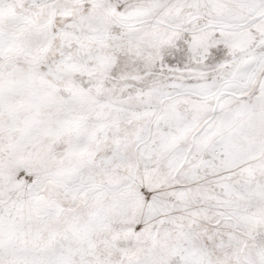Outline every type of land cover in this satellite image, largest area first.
<instances>
[{
    "label": "snow or ice",
    "instance_id": "6c2138e0",
    "mask_svg": "<svg viewBox=\"0 0 264 264\" xmlns=\"http://www.w3.org/2000/svg\"><path fill=\"white\" fill-rule=\"evenodd\" d=\"M0 264H264V0H0Z\"/></svg>",
    "mask_w": 264,
    "mask_h": 264
}]
</instances>
